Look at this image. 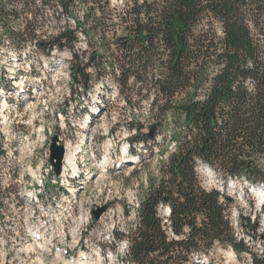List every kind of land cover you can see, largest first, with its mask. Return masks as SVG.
<instances>
[{"label":"trees","instance_id":"obj_1","mask_svg":"<svg viewBox=\"0 0 264 264\" xmlns=\"http://www.w3.org/2000/svg\"><path fill=\"white\" fill-rule=\"evenodd\" d=\"M22 1L30 9L37 0ZM38 1L73 16V30H60L53 45L74 44L77 30L87 38L88 61L73 50V83L86 93V69L98 76L107 70L127 105L147 102L141 118L128 122L131 151L163 135L135 225L113 231L127 241L122 259L195 264L216 244L248 252L227 217L232 198L205 187L200 167L225 186L241 180L264 187V0ZM28 29L27 40L40 46Z\"/></svg>","mask_w":264,"mask_h":264},{"label":"rangeland","instance_id":"obj_2","mask_svg":"<svg viewBox=\"0 0 264 264\" xmlns=\"http://www.w3.org/2000/svg\"><path fill=\"white\" fill-rule=\"evenodd\" d=\"M119 1L111 0L112 3ZM53 5L43 6L37 0L29 9L22 0L1 2L0 145L4 152L0 154V183L5 184L0 189L2 209L8 213L16 211L19 205L23 209L21 230L26 235L20 236V252L28 258L27 264H65L66 261L127 264L122 259L127 241L114 237L113 231L126 233L135 225V211L147 184L146 171L155 170L163 135L157 134L145 145L133 146L132 152L128 137L134 132L128 130V122L141 118L147 102L127 105L107 70L98 76L93 67L86 69L87 93L81 84L73 83L70 76L73 50L86 62L91 48L79 30L74 44L72 41L61 49L53 45L60 29L73 30L75 26L73 20L69 21L73 16L62 13L56 2ZM33 6L39 10L36 21L30 14L35 10ZM79 13L81 15L82 10ZM28 27H32L40 46L27 40L33 34ZM49 45L52 48L47 50ZM21 83L25 85L24 91L17 94L13 88L20 87ZM52 136H56L57 143L63 147L72 145L70 151L77 147L79 178L66 182L71 173L69 169L60 177H53L49 172L53 167L45 163ZM203 167L200 173L204 186L217 188L232 198L227 217L235 237L244 241L249 251L235 252L230 246L216 244L207 255L195 259V264H253V258L258 264H264V196L253 193L251 186L241 180H230L225 186L216 173L209 167L202 170ZM42 169L48 172V179H41ZM62 186L68 187L71 193L74 191L73 206H69L70 195L62 197L65 191ZM75 205L78 211L71 223V230H75L73 237L56 238L49 245L43 241L39 249L31 237L36 229L44 231L45 225L34 220L36 215L50 223L55 220L60 228L66 225L69 208L74 210ZM99 206H106V209L95 218L93 211ZM78 218H82L81 221ZM247 219L257 227L255 232L249 230ZM9 226H16L15 218H9ZM0 239V248L1 243H9V236H0ZM81 242L89 243L90 247H80ZM1 252L0 249V258ZM7 253V256H14L13 249H7Z\"/></svg>","mask_w":264,"mask_h":264},{"label":"bare ground","instance_id":"obj_3","mask_svg":"<svg viewBox=\"0 0 264 264\" xmlns=\"http://www.w3.org/2000/svg\"><path fill=\"white\" fill-rule=\"evenodd\" d=\"M70 16V15H69ZM69 20H73V19H71L70 17H69ZM1 33L3 32V31H0ZM5 39V38H4ZM1 44V43H0ZM37 74V73H36ZM7 119V118H6ZM5 125V124H4ZM43 140V139H42ZM2 141V140H1ZM9 142V141H8ZM70 143V142H69ZM4 145V144H3ZM7 146V145H6ZM72 146V145H71ZM71 146H66L65 147V154H64V160H63V163H62V167H61V173L58 175L59 177L65 172V169H69L70 170V175L68 176V178H66L65 180H66V182H68V179H71L72 180V178L75 180V178H79L80 177V174H79V171H78V167H79V162L76 160V155H77V153L78 152H75L76 151V149H77V147H74L73 149V151H70V148L69 147H71ZM76 146V145H75ZM3 147V146H2ZM21 148V147H20ZM69 149V150H68ZM1 150V149H0ZM4 150V149H3ZM1 155H2V153H0ZM85 155V154H84ZM47 156V155H46ZM49 156V155H48ZM41 161V160H40ZM103 162V161H102ZM105 163V162H104ZM85 167V166H84ZM88 167V166H87ZM27 170V169H26ZM40 171V170H39ZM19 172V171H18ZM67 172V171H66ZM21 176V175H20ZM55 177V176H54ZM57 179V178H56ZM63 179V178H62ZM39 182V181H38ZM84 184V183H83ZM36 185V184H35ZM59 185V184H58ZM66 185V184H65ZM55 186V185H54ZM46 187V186H45ZM63 187V190H65V191H63V194H62V197H69V195H70V197H71V202H70V205L69 206H73V195L75 196V194H73V192L71 193L70 192V190H69V188L67 187H64V186H62ZM23 188V187H22ZM38 188V187H37ZM57 188V187H56ZM60 188V187H59ZM71 188V187H70ZM253 189L251 190L253 193H255V194H258V196H264V188H262V187H252ZM42 189V188H41ZM46 189H48V188H46ZM62 189V188H61ZM80 189V188H79ZM74 190V189H73ZM27 191V190H26ZM31 191V190H30ZM50 191V190H49ZM48 191V192H49ZM62 191V190H61ZM32 192V191H31ZM47 192V193H48ZM43 193V192H42ZM30 195V194H29ZM58 195V194H57ZM42 196V195H41ZM33 197H37L36 195H33ZM48 197V196H47ZM61 197V198H62ZM13 198V197H12ZM29 199V198H28ZM31 199H32V196H31ZM39 199V198H38ZM59 199V198H58ZM30 200V199H29ZM33 200V199H32ZM50 200V199H49ZM65 200V199H64ZM75 200V199H74ZM28 201V200H27ZM33 202V201H32ZM44 202V201H43ZM34 203V202H33ZM48 203V202H47ZM24 204V203H23ZM55 204V203H54ZM46 204H44L43 206H45ZM49 205V204H48ZM38 206V205H37ZM54 206V205H53ZM52 206V207H53ZM47 207V206H46ZM25 208H26V206H25ZM29 208H32V207H29ZM47 209V208H46ZM27 210V209H26ZM38 211V210H37ZM55 211V210H54ZM73 211V208L72 209H70L69 208V213H71ZM78 211V210H77ZM86 212V211H85ZM46 213H47V211H46ZM29 214H31V213H29ZM45 214V213H44ZM58 214V213H57ZM61 214V213H60ZM63 214V213H62ZM50 215V214H49ZM51 215H52V213H51ZM56 215V214H55ZM77 215V214H76ZM80 215V214H79ZM84 215V214H83ZM28 216V215H27ZM26 216V217H27ZM36 216H38L37 218H34V220H37V222L38 221H40L41 223L43 222L44 224L43 225H45V230L44 231H40L39 229H36L35 230V232L33 233V235H32V239H33V241L35 242V243H37V247L39 248V249H41V245L40 244H42L43 243V241H46V244H48L49 245V243H52L53 244V242L55 241V239L56 238H59V239H64V240H66L67 238H72L73 237V231H75V230H71V232H70V230H69V228H67V226L65 225H61V227L60 228H58V231H57V237H55L54 236V238H53V234L55 235V230H53L52 228H51V223L48 221V220H45L41 215H36ZM58 216V215H57ZM61 216V215H60ZM50 217V216H49ZM23 218H25V217H23ZM45 218H47L46 216H45ZM51 218H54V216L53 217H51ZM65 218V217H64ZM16 219V218H15ZM58 219V218H57ZM60 219V218H59ZM79 219V218H78ZM81 219L82 218H80L79 220L81 221ZM31 220V219H30ZM33 220V221H34ZM74 220V219H73ZM51 221V220H50ZM87 221V220H86ZM25 222V221H24ZM15 223V222H14ZM27 223V222H26ZM30 223V222H29ZM60 223V222H59ZM79 223V222H78ZM77 223V224H78ZM85 223V222H84ZM28 224V223H27ZM31 224V223H30ZM82 225V224H81ZM31 226V225H30ZM77 226V225H76ZM72 227H74V225L72 226ZM30 228V227H29ZM80 228V227H79ZM77 230V229H76ZM32 231V230H31ZM34 231V230H33ZM75 234V233H74ZM76 236V235H75ZM109 236V235H108ZM69 238V239H70ZM75 239H77V238H75ZM1 240V239H0ZM73 240V239H72ZM3 241H5V240H3ZM59 241V240H58ZM23 242H25V241H23ZM72 242V241H71ZM70 242V243H71ZM74 242V241H73ZM5 243H7L6 241H5ZM59 243V242H58ZM79 243V242H78ZM26 245H28V244H26ZM34 245V244H33ZM42 245H44V244H42ZM69 245H71V244H69ZM72 245H74L73 243H72ZM29 246V245H28ZM32 246V245H31ZM30 246V247H31ZM65 246H66V244H65ZM27 247V246H26ZM53 247H54V245H53ZM62 247V246H61ZM33 248V247H32ZM36 248V247H35ZM43 248V247H42ZM95 248V247H94ZM1 249V248H0ZM25 249V248H24ZM48 249V248H47ZM97 249V248H96ZM14 250V249H13ZM86 250H88V249H86ZM22 251V250H21ZM27 251V250H26ZM29 251V250H28ZM37 251V250H36ZM35 251V252H36ZM49 251H50V249H49ZM61 251V250H60ZM53 252V251H52ZM55 252V251H54ZM67 252V251H66ZM97 252V251H96ZM2 253V252H1ZM29 253V252H28ZM39 253V252H38ZM41 253H44V252H41ZM57 253V252H56ZM59 253V252H58ZM62 253V252H61ZM64 253V252H63ZM87 253V252H86ZM8 254V253H7ZM36 254V253H35ZM11 255V254H10ZM29 255V254H28ZM42 255V254H41ZM44 255V254H43ZM60 255V254H59ZM99 255V254H98ZM33 257V256H32ZM40 256H38V258H39ZM47 257V256H46ZM45 257V258H46ZM57 257V259L59 258L58 256H56ZM82 259H83V257H82ZM110 259V258H109ZM114 259V258H113ZM31 260H33V259H31ZM30 260V261H31ZM34 260H36V259H34ZM41 260V259H40ZM51 260V259H50ZM52 260H55V259H52ZM69 260V259H68ZM81 261V260H80ZM92 261H95V260H92ZM125 261V260H124ZM37 262H38V260H37ZM45 262H47V261H45ZM89 262V261H88ZM100 262V261H99ZM2 263V262H1ZM31 263V262H30ZM41 263V262H40ZM109 263V262H108ZM51 264V263H50ZM53 264V263H52ZM65 264H73V261H66L65 262ZM92 264V263H91ZM93 264H94V262H93Z\"/></svg>","mask_w":264,"mask_h":264},{"label":"built area","instance_id":"obj_4","mask_svg":"<svg viewBox=\"0 0 264 264\" xmlns=\"http://www.w3.org/2000/svg\"><path fill=\"white\" fill-rule=\"evenodd\" d=\"M66 15L69 16L68 13H66ZM64 29L66 28L63 27L60 30H64ZM45 164H50L49 158H46ZM47 176H48V172L45 169H42L41 179H48ZM3 186H5V184L0 183V189ZM2 208L3 206L0 201V236H9V243H1L2 258H0V262H2V264H27L28 258H25V255L20 252V236L26 235L21 230V223H22L21 210L23 209L19 205L17 207V210L16 211L11 210L10 212L11 214H10L7 211L3 210ZM76 214H77L76 205L71 213L66 214V226L69 227L70 232H71L72 219L73 216ZM9 218H16V226H9ZM51 228L55 230V237H57L58 226L57 224H55V220H51ZM80 247H90V246L89 243L87 242L85 243L81 242ZM7 249H14V256H7Z\"/></svg>","mask_w":264,"mask_h":264},{"label":"water","instance_id":"obj_5","mask_svg":"<svg viewBox=\"0 0 264 264\" xmlns=\"http://www.w3.org/2000/svg\"><path fill=\"white\" fill-rule=\"evenodd\" d=\"M150 136H152V130L150 131ZM58 139L56 136H52L51 138V144L49 146L50 150V161L53 166V171L55 172L56 175L59 174L60 168H61V163L63 159V154H64V147L60 144L57 143ZM207 166H204L202 170L207 169ZM264 188V187H263ZM106 209V206H99L93 211V215L95 218H98Z\"/></svg>","mask_w":264,"mask_h":264}]
</instances>
